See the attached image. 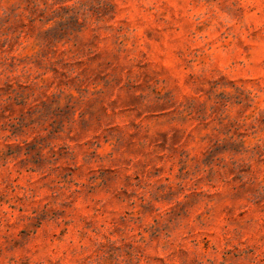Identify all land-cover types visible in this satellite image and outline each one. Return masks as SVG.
Returning a JSON list of instances; mask_svg holds the SVG:
<instances>
[{
    "label": "rangeland",
    "instance_id": "1",
    "mask_svg": "<svg viewBox=\"0 0 264 264\" xmlns=\"http://www.w3.org/2000/svg\"><path fill=\"white\" fill-rule=\"evenodd\" d=\"M0 264H264V0H0Z\"/></svg>",
    "mask_w": 264,
    "mask_h": 264
}]
</instances>
